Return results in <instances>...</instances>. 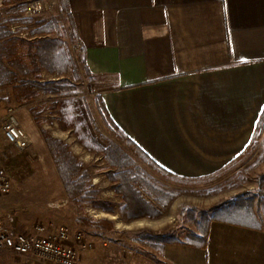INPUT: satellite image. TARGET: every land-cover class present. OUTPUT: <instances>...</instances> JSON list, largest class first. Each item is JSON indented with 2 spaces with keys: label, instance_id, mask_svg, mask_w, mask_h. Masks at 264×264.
I'll return each mask as SVG.
<instances>
[{
  "label": "crops",
  "instance_id": "1",
  "mask_svg": "<svg viewBox=\"0 0 264 264\" xmlns=\"http://www.w3.org/2000/svg\"><path fill=\"white\" fill-rule=\"evenodd\" d=\"M69 5L71 16L63 15L69 28L62 30L67 42L73 40L68 43L73 75L87 72L95 99H103L122 133L158 165L177 177L203 178L245 154L264 110V0H69ZM21 7L17 0L4 2L1 19L30 44L41 39L32 34L38 22ZM18 47L19 54L25 52L21 43ZM44 77L55 79L45 72ZM27 106L7 116L32 139L19 159L32 155L38 167L20 171L13 193L0 196V218L13 234L49 236L68 226L72 234L81 230L91 246L105 245L110 232L79 222L85 219L69 200ZM0 143L11 145L2 134ZM89 251L80 249L78 264L91 259ZM160 260L264 264V229L213 221L205 249L169 244ZM0 264L49 263L0 252Z\"/></svg>",
  "mask_w": 264,
  "mask_h": 264
},
{
  "label": "trees",
  "instance_id": "2",
  "mask_svg": "<svg viewBox=\"0 0 264 264\" xmlns=\"http://www.w3.org/2000/svg\"><path fill=\"white\" fill-rule=\"evenodd\" d=\"M14 1L4 0L6 4ZM27 1L30 0H17V3L22 4L26 9ZM58 2L60 13L67 16V18L70 17L69 0H58ZM25 22L31 23L32 20ZM6 23H3L0 14V90L12 89V97L9 101L15 103L18 107H23L42 96L74 93L77 88L70 81L69 74L75 66L61 24L57 20L39 21L32 34L40 36L41 39L25 44L18 37H15ZM18 43L25 46V52L22 54H19ZM26 58L29 62L26 61ZM44 72L55 79L45 78ZM96 103L107 128L118 137L125 138L128 146L143 162L153 165L158 173L163 176L179 179V177L158 165L138 145L122 133L111 118L101 97L96 99ZM55 107H57V104L54 103L52 108ZM30 111L36 124L41 129V134L53 157L69 200L80 211L84 209L86 203H93L108 213L120 214L121 219L128 222L147 218L157 220L164 216L165 211L177 198V192L158 183L149 173L139 167L134 159L117 143L111 141L109 145L104 146L94 141L98 145L96 151L104 156L110 169L113 170L109 174V179L115 184V191L123 200L122 208L118 211L115 210L110 202L98 199L99 191L90 185L92 177L90 172L84 168V164L78 160L70 146L65 141L52 137L48 130L40 127L45 120V117H43L44 110L40 111V107L36 106ZM85 146L89 148L86 143ZM257 146L263 151L259 158V161L263 162L264 110L247 151L225 169L240 163ZM255 182L259 196L257 204L254 194L245 191L235 195L231 201L215 209L211 214H204L203 220L199 223L200 231L190 234L186 240L180 241L170 235L150 234L142 236L139 242L150 243L160 252H163L165 246L169 244H185L205 249L213 221L227 222L256 230L264 229V174L259 175ZM260 203H263V205H259ZM79 222L103 232H111L115 228L114 221L107 218L91 221L79 219Z\"/></svg>",
  "mask_w": 264,
  "mask_h": 264
},
{
  "label": "rangeland",
  "instance_id": "3",
  "mask_svg": "<svg viewBox=\"0 0 264 264\" xmlns=\"http://www.w3.org/2000/svg\"><path fill=\"white\" fill-rule=\"evenodd\" d=\"M50 1L46 0L47 9L35 15L34 20L36 22L43 19L57 20L61 26L66 25L65 28H69L66 19L60 14L58 0V5L55 6H51ZM22 9L24 10L21 7L20 11ZM17 12H19L18 9ZM41 14L44 16L37 18ZM34 26L35 22L31 24L33 29ZM72 41L69 39L68 43L71 45ZM76 59L82 71V62L79 58ZM73 71L74 69L71 70L69 78L71 77L70 81L76 85L77 89L74 93L42 96L28 104L27 108L39 106L40 111L44 110L45 120L40 127L48 130L52 137L61 139L70 146L78 160L84 164V168L90 172L92 176L90 185L99 191L98 199L110 202L117 211L122 208L123 200L115 191V184L109 179V174L113 170L110 169L104 156L96 151L98 145L94 141L104 146L109 145L111 141L117 143L139 167L149 173L158 183L178 193L164 216L157 220L147 218L128 222L121 219L120 214L108 213L93 203H86L82 211L76 206L80 218L88 221L107 218L115 223L114 230L106 233L105 245L102 244V246L98 241L96 247L94 245L92 247L83 239V243L87 246L86 249L90 250L88 255H92L91 259H85L83 264L85 261V264H164L160 260V251L150 243L139 242L142 236L164 234L183 241L190 234L200 231L199 223L203 220L204 214H211L215 209L231 201L235 195L250 191L254 194L256 204L259 202L255 181L259 175L264 174V161H259L263 151L259 146L250 151L237 165L207 177L175 179L163 176L153 165L143 162L131 150L125 138L118 137L107 128L95 104L96 99L92 94L90 76L85 72L78 78L73 75ZM11 96V88L0 90V119L7 117L11 109L18 107L9 101ZM54 103L57 107L52 108ZM85 143L89 145V148L85 146ZM0 144L3 146L2 151L9 155L6 158L0 152V164L11 176L14 191V180H22L19 176L20 171L28 169L29 166L30 168H34V165L38 167L37 162L31 161L34 158L32 155L19 159L24 152H27L26 150L21 152L12 145ZM261 204L263 205V203L259 205ZM141 223L144 225H140ZM84 231L95 232L93 229Z\"/></svg>",
  "mask_w": 264,
  "mask_h": 264
},
{
  "label": "built area",
  "instance_id": "4",
  "mask_svg": "<svg viewBox=\"0 0 264 264\" xmlns=\"http://www.w3.org/2000/svg\"><path fill=\"white\" fill-rule=\"evenodd\" d=\"M51 6L58 5L57 0L50 1ZM4 0H0V8ZM46 0H30L27 2L26 12L29 17H34L47 9ZM18 27H13L16 31ZM21 38H29L28 33H21ZM1 134L5 142L13 145L18 150H26L32 144L29 133L21 127L13 117L7 116L0 119ZM2 146L0 144V152ZM13 191V183L7 169L0 164V196H7ZM56 205V204H53ZM89 214V213H88ZM95 216V215H94ZM45 228L40 227L39 232ZM72 230L68 226L62 227L57 233L43 236L41 234H13L6 223L0 218V252L23 256L28 259L40 260L49 264H78L80 249L87 248L83 243L84 234L78 231L72 234L73 245L66 242Z\"/></svg>",
  "mask_w": 264,
  "mask_h": 264
},
{
  "label": "bare ground",
  "instance_id": "5",
  "mask_svg": "<svg viewBox=\"0 0 264 264\" xmlns=\"http://www.w3.org/2000/svg\"><path fill=\"white\" fill-rule=\"evenodd\" d=\"M140 225H144L143 223H141Z\"/></svg>",
  "mask_w": 264,
  "mask_h": 264
}]
</instances>
